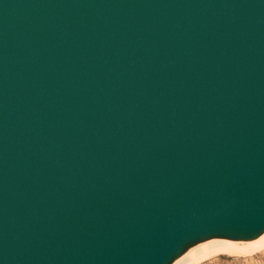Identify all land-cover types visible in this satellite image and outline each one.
<instances>
[{
  "label": "water",
  "instance_id": "obj_1",
  "mask_svg": "<svg viewBox=\"0 0 264 264\" xmlns=\"http://www.w3.org/2000/svg\"><path fill=\"white\" fill-rule=\"evenodd\" d=\"M263 227L264 0H0V264Z\"/></svg>",
  "mask_w": 264,
  "mask_h": 264
},
{
  "label": "bare ground",
  "instance_id": "obj_2",
  "mask_svg": "<svg viewBox=\"0 0 264 264\" xmlns=\"http://www.w3.org/2000/svg\"><path fill=\"white\" fill-rule=\"evenodd\" d=\"M264 245V227L252 234L215 232L188 241L165 264H193L213 252L234 248L249 250Z\"/></svg>",
  "mask_w": 264,
  "mask_h": 264
},
{
  "label": "rangeland",
  "instance_id": "obj_3",
  "mask_svg": "<svg viewBox=\"0 0 264 264\" xmlns=\"http://www.w3.org/2000/svg\"><path fill=\"white\" fill-rule=\"evenodd\" d=\"M193 264H264V245L252 250L232 247L213 252Z\"/></svg>",
  "mask_w": 264,
  "mask_h": 264
}]
</instances>
